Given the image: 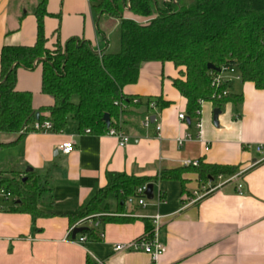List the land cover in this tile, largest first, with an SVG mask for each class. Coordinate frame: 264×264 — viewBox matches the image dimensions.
<instances>
[{"label":"crops","instance_id":"crops-1","mask_svg":"<svg viewBox=\"0 0 264 264\" xmlns=\"http://www.w3.org/2000/svg\"><path fill=\"white\" fill-rule=\"evenodd\" d=\"M37 3L0 0V54L5 46L34 45ZM50 3L47 0L44 19L47 49L73 37L90 41L98 52L104 48L89 0H62L59 10ZM124 17L133 18L129 13ZM116 25L117 20L106 17L101 27L110 33ZM181 71L169 62L144 63L138 81L122 90L123 95L144 103L160 100L167 104H156L155 111L141 106L124 112L120 129L129 137L125 147L107 134L80 133L72 121L61 133L30 132L22 137L21 133H0V172L35 169L46 175V191L38 204L48 214L18 212L12 206L13 197L0 198V264H150L148 254L114 251L113 245L142 236L145 220L151 223L156 214L160 215L159 238L165 245L158 264H264V91L250 82L232 81L228 92L241 95V103L225 104L217 125L209 102L201 104L198 119L187 122L186 99L173 86L175 79H182ZM16 91L30 92L32 109L49 117L46 110L40 111L51 107L53 99L41 94L39 67L17 71ZM148 111L156 122L145 129L141 120ZM180 114L184 121L178 119ZM197 121L201 140L196 139ZM156 124L162 127L161 138L156 135ZM185 136L191 139L178 146L177 139ZM66 142L74 144L68 155L58 149ZM186 160L247 169L241 177L242 193L235 183H228L192 202L199 186L195 172L184 171L183 182L159 178L162 170L181 169ZM111 172L158 177L153 182V198H147L146 206L125 201L118 210L109 195L100 205L106 210L87 215L101 214L97 227L80 223L87 216H75L107 184ZM109 217L126 220L107 221ZM85 227L93 230L94 237L85 234L87 239L79 243ZM76 228L83 229L73 237Z\"/></svg>","mask_w":264,"mask_h":264},{"label":"trees","instance_id":"trees-1","mask_svg":"<svg viewBox=\"0 0 264 264\" xmlns=\"http://www.w3.org/2000/svg\"><path fill=\"white\" fill-rule=\"evenodd\" d=\"M97 15L96 28L104 48L96 51L90 41L73 37L63 45L49 50L44 34L47 0H38L34 16L37 24L33 46H5L0 54V133L31 132V125L48 120L52 132L61 133L72 121L80 133L103 136L108 128L102 118L118 117L115 102L122 101L128 109L145 103L125 96L122 90L138 81L142 64L172 63L182 68V79L173 81L174 88L186 99V118L198 119L201 104L209 102L214 109L228 103H241V95L228 92V83L212 85L220 73L207 69L212 65L223 71L234 68L241 82H250L264 91V0H89ZM129 13L133 18H125ZM117 20L108 33L102 27L105 18ZM135 18L141 19L137 21ZM41 69V94L53 99L44 118L32 109V94L16 91L17 71ZM226 91L227 94L223 95ZM136 98L138 103L131 104ZM157 106L166 103L155 101ZM127 109V110H128ZM126 110V111H127ZM125 111V112H126ZM236 167L199 163L198 167L162 170L159 178L183 182L184 171L197 174L198 184L219 174L231 175ZM46 175L30 169L21 172H0V188L11 193L15 211L34 216L48 215L38 201L44 191ZM158 177L108 173V182L91 198L84 211L75 218L106 210L100 207L107 196L115 198L118 210L126 198L143 184ZM109 217L107 221H123ZM151 223L145 220V232ZM81 233L94 237L91 228Z\"/></svg>","mask_w":264,"mask_h":264},{"label":"built area","instance_id":"built-area-1","mask_svg":"<svg viewBox=\"0 0 264 264\" xmlns=\"http://www.w3.org/2000/svg\"><path fill=\"white\" fill-rule=\"evenodd\" d=\"M232 81H240V76L237 74L234 68H227L220 72L219 76H217L212 85L220 86L224 84H229ZM227 92L224 91L223 95H226ZM138 103V100L136 98H133L131 100V104L135 105ZM118 110V117L113 120V125L111 126V120H110V126L108 128L107 135L114 137L118 140V145L120 147H125L127 143L129 142V137L123 133V131L120 129V120L122 118V115L124 112L128 109V106L123 104L122 101L115 102L114 104ZM157 108L156 103L154 101H150L148 103V109L149 111H155ZM147 112L141 120V126L145 129L149 128L152 124H155L156 118L153 114L150 112ZM118 119V120H117ZM178 119L181 121H184L186 118L183 114L178 115ZM196 139L201 140V123L200 121L196 122ZM52 130V125L48 120H45L43 122H37L35 121L31 125V132H48ZM25 131L22 130L21 133ZM161 131L162 127L159 124L155 125V132L158 138H161ZM86 133L88 134L89 131L87 130ZM190 136H185L183 138L177 139V145L182 146L184 141L190 140ZM59 151L64 154L68 155L74 151V144L72 142H66L59 146ZM205 151H208V148H205ZM256 151H261V147H256ZM199 162L198 161H190L186 160L182 162L183 168H189V167H198ZM247 169H238L237 172L231 175H222L219 174L214 178H209L205 183H202L198 186L196 190L193 191L194 199L192 202L198 201L205 196L211 194L215 190H218L222 186L228 183H235V188L238 193H242V183H241V177L244 175L245 171ZM146 187L147 184H143L141 186H138L135 189V193L133 195H130L126 198V203L128 204H137L139 206H146L147 204V197H146ZM0 198L3 199H10L12 198V195L10 192L5 191L4 189L0 188ZM161 199V198H159ZM0 205V210H1ZM101 214L91 215L83 218L80 223L86 222L89 226L95 228L99 225V221L97 218ZM151 231L145 232L142 236L128 241V242H122V243H115L113 245L114 251H135V252H144L150 256V264H158V260L160 256L165 251V245L162 243V241L159 238V230H160V215H154L151 216ZM73 228H71L72 230ZM70 230V231H71ZM103 234L100 233L99 237H102ZM87 239L86 235H80V237L77 239V242L83 243Z\"/></svg>","mask_w":264,"mask_h":264},{"label":"water","instance_id":"water-1","mask_svg":"<svg viewBox=\"0 0 264 264\" xmlns=\"http://www.w3.org/2000/svg\"><path fill=\"white\" fill-rule=\"evenodd\" d=\"M207 69L212 70V71H217L218 73H220L221 71L219 69H215L212 65L208 64L207 65ZM220 113V110L218 109H214L213 111V123L214 125H217V117ZM38 117V114H36V118ZM103 122L105 123L106 127L109 128L110 126V117L108 114H105L102 118ZM187 122H189V119H186ZM30 170V169H27ZM146 197L148 199H152L153 198V183H148L147 187H146ZM83 228H76L73 231V237L75 236L76 233L80 232Z\"/></svg>","mask_w":264,"mask_h":264},{"label":"rangeland","instance_id":"rangeland-1","mask_svg":"<svg viewBox=\"0 0 264 264\" xmlns=\"http://www.w3.org/2000/svg\"><path fill=\"white\" fill-rule=\"evenodd\" d=\"M61 1H62V0H51L50 5H51V7H55V8H57V10H59V8H60V6H61ZM53 30H54V29H52L51 32H53ZM51 32H50L49 34H51ZM70 122H71V121H70ZM26 170H27V169H26ZM42 182H43L42 187L44 188V191H46L45 179H44V181H42ZM44 191H43V192H44Z\"/></svg>","mask_w":264,"mask_h":264}]
</instances>
